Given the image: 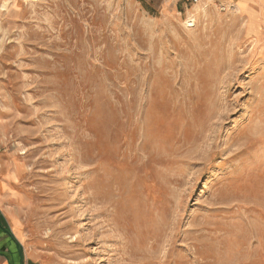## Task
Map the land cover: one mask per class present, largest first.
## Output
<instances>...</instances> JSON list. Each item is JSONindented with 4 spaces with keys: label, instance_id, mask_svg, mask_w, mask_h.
Here are the masks:
<instances>
[{
    "label": "rangeland",
    "instance_id": "obj_1",
    "mask_svg": "<svg viewBox=\"0 0 264 264\" xmlns=\"http://www.w3.org/2000/svg\"><path fill=\"white\" fill-rule=\"evenodd\" d=\"M30 1L0 0V264H264V15Z\"/></svg>",
    "mask_w": 264,
    "mask_h": 264
},
{
    "label": "crops",
    "instance_id": "obj_2",
    "mask_svg": "<svg viewBox=\"0 0 264 264\" xmlns=\"http://www.w3.org/2000/svg\"><path fill=\"white\" fill-rule=\"evenodd\" d=\"M146 4L150 5L153 8H156L158 11L162 13H173L178 11H182L183 13H188L189 8L194 6L188 3L187 0H143ZM206 2L207 5H221L227 7H237L240 10H246V14H242L240 17L245 19L247 16H251L255 13H261L264 15V0H201L200 3ZM250 37V36H248ZM260 39L263 41L264 39V23H261L260 28ZM252 38V37H251ZM253 39V38H252ZM254 40V39H253ZM0 177H5L0 170ZM9 230L3 227L0 222V239L5 238L8 239L18 250L19 247L14 241L13 235L9 232ZM14 238V239H12ZM20 258V257H19Z\"/></svg>",
    "mask_w": 264,
    "mask_h": 264
},
{
    "label": "bare ground",
    "instance_id": "obj_3",
    "mask_svg": "<svg viewBox=\"0 0 264 264\" xmlns=\"http://www.w3.org/2000/svg\"><path fill=\"white\" fill-rule=\"evenodd\" d=\"M11 1H13V2H14L15 4H17V5H21V6H23L24 3H26V2H28V1H30V0H10V1L4 0L5 3H9V2H11ZM30 2H31V1H30Z\"/></svg>",
    "mask_w": 264,
    "mask_h": 264
},
{
    "label": "built area",
    "instance_id": "obj_4",
    "mask_svg": "<svg viewBox=\"0 0 264 264\" xmlns=\"http://www.w3.org/2000/svg\"><path fill=\"white\" fill-rule=\"evenodd\" d=\"M188 3H190L191 5H196L198 3H200L201 0H187ZM189 27H193V23L190 22V24L188 25Z\"/></svg>",
    "mask_w": 264,
    "mask_h": 264
},
{
    "label": "trees",
    "instance_id": "obj_5",
    "mask_svg": "<svg viewBox=\"0 0 264 264\" xmlns=\"http://www.w3.org/2000/svg\"><path fill=\"white\" fill-rule=\"evenodd\" d=\"M8 234H9V232H8Z\"/></svg>",
    "mask_w": 264,
    "mask_h": 264
}]
</instances>
